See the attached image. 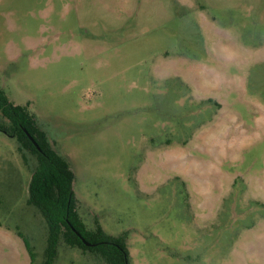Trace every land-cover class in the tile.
<instances>
[{"label":"rangeland","instance_id":"1","mask_svg":"<svg viewBox=\"0 0 264 264\" xmlns=\"http://www.w3.org/2000/svg\"><path fill=\"white\" fill-rule=\"evenodd\" d=\"M0 90L130 264H264V0H0ZM36 167L0 131V264H44Z\"/></svg>","mask_w":264,"mask_h":264},{"label":"trees","instance_id":"2","mask_svg":"<svg viewBox=\"0 0 264 264\" xmlns=\"http://www.w3.org/2000/svg\"><path fill=\"white\" fill-rule=\"evenodd\" d=\"M28 108L13 104L0 90V113L10 123L9 126L0 125V131L16 138L21 150H27L37 158V167L29 185L28 205L37 208L47 224L44 264L55 263L62 239L71 248L100 255L107 264H130L126 237L109 235L98 223L94 230L87 228L77 211L78 201L73 191L74 174L70 164L55 150ZM19 236L23 238L21 234ZM23 240L33 264L32 247L26 239ZM84 241L91 246H86Z\"/></svg>","mask_w":264,"mask_h":264},{"label":"water","instance_id":"3","mask_svg":"<svg viewBox=\"0 0 264 264\" xmlns=\"http://www.w3.org/2000/svg\"><path fill=\"white\" fill-rule=\"evenodd\" d=\"M28 137H29V139L32 141V143L34 144V146H35L38 150H40L39 146H38L37 143L34 141V139H33L31 136H29V135H28ZM84 244H85L86 246H91V244L88 243V242H86V241H84Z\"/></svg>","mask_w":264,"mask_h":264}]
</instances>
